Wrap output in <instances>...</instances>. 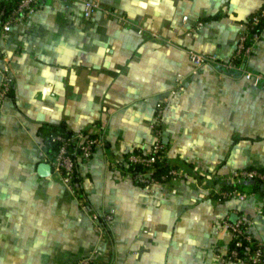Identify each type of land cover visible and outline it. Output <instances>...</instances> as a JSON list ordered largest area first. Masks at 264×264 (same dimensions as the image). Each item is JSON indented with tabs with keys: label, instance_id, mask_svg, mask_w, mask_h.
Returning <instances> with one entry per match:
<instances>
[{
	"label": "crops",
	"instance_id": "1",
	"mask_svg": "<svg viewBox=\"0 0 264 264\" xmlns=\"http://www.w3.org/2000/svg\"><path fill=\"white\" fill-rule=\"evenodd\" d=\"M100 2L86 17L79 1L47 0L0 30V82L6 65L14 76L0 107V264H74L92 251L96 264H222L241 215L264 243L263 196L215 193L237 167L264 169V88L248 74L264 73V25L242 69L188 55L229 60L264 0ZM166 96L167 163L184 174L139 184L127 156L151 151ZM62 122L102 139L78 165L77 192L39 158L42 131Z\"/></svg>",
	"mask_w": 264,
	"mask_h": 264
},
{
	"label": "built area",
	"instance_id": "2",
	"mask_svg": "<svg viewBox=\"0 0 264 264\" xmlns=\"http://www.w3.org/2000/svg\"><path fill=\"white\" fill-rule=\"evenodd\" d=\"M47 0H20L11 11L10 17L4 22L3 29H8L13 24L31 17ZM82 4V14L86 17L91 16L95 10L102 9L103 5L100 0H74ZM261 17H264V5L252 13L245 21L246 28L241 32L235 54L229 60L219 59L217 54H209L195 48L188 49L189 59L194 65H202L207 62L218 63L228 68H240L238 60H243L250 56L254 50L256 42L261 37V31L257 28ZM203 21H198L194 29H199ZM143 29L140 28L139 32ZM251 76V82L255 86L264 88V73L248 71ZM182 83V75L176 78L177 87ZM14 86V76L6 65L0 82V107L2 101L11 92ZM173 89L172 92H175ZM167 96L160 99L157 103L155 113L151 120L150 126L155 134V139L149 153L132 151L127 156L128 164L141 165V169L135 173L132 172L134 180L139 184L149 185L151 183L162 182L165 184L176 183L184 174L180 168L168 164L167 169L157 175L158 164L167 163L168 145L163 139V118L166 110ZM48 141L57 143L56 148H51ZM102 142L99 134H93L88 131H76L72 134L54 132L48 129L46 138L43 137L39 158L48 162L51 167L57 171L62 179L77 192L76 175L78 165L81 161H88L93 156L95 149ZM253 179L264 181V169L255 166H241L233 169L230 173L222 177L215 193L218 198H240L245 199L250 195H257L248 182ZM231 184V187H225ZM82 204L85 206L81 197ZM264 202V196L262 197ZM113 218L112 213L106 215V220ZM250 219L241 215L235 222H231V228L234 245L224 254H220L222 264L230 261H242L246 264H264V243L257 239L252 232L248 230ZM97 254L92 251L81 257L74 264H96Z\"/></svg>",
	"mask_w": 264,
	"mask_h": 264
},
{
	"label": "trees",
	"instance_id": "3",
	"mask_svg": "<svg viewBox=\"0 0 264 264\" xmlns=\"http://www.w3.org/2000/svg\"><path fill=\"white\" fill-rule=\"evenodd\" d=\"M20 0H2L0 2V30L3 29V24L4 22L10 17L11 11L13 8L18 4ZM264 25V17H261L260 23L258 25V29L262 31ZM49 129L54 132H61V133H66V134H72L73 131L68 129L66 124L64 122L60 124H54V125H48ZM46 138V132L42 131ZM48 144L51 148H56L57 143L53 141H48ZM169 163H164V164H158L157 166V175H160L163 173ZM130 170L135 173L141 169V165H129ZM79 177H78V172L76 175V182H79ZM249 186L253 189L256 190L258 196H264V181L260 179H253L248 182ZM225 187H231V184H226ZM223 199V198H220ZM107 225V223H106ZM231 245H234V241L232 240Z\"/></svg>",
	"mask_w": 264,
	"mask_h": 264
}]
</instances>
